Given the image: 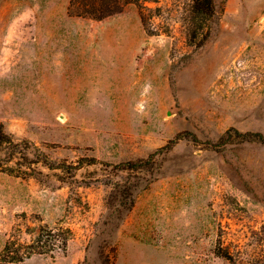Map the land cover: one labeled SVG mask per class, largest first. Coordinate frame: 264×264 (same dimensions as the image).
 <instances>
[{
  "label": "rangeland",
  "instance_id": "rangeland-1",
  "mask_svg": "<svg viewBox=\"0 0 264 264\" xmlns=\"http://www.w3.org/2000/svg\"><path fill=\"white\" fill-rule=\"evenodd\" d=\"M70 1L0 0V123L47 159L0 170V264H264V0H214L202 41L188 0Z\"/></svg>",
  "mask_w": 264,
  "mask_h": 264
},
{
  "label": "trees",
  "instance_id": "trees-1",
  "mask_svg": "<svg viewBox=\"0 0 264 264\" xmlns=\"http://www.w3.org/2000/svg\"><path fill=\"white\" fill-rule=\"evenodd\" d=\"M158 1V0H71L69 4V13L71 15L82 16V17H91L95 19H103L107 16L114 15L116 13L122 12L124 9L129 6L135 5L141 12V20L145 22L144 15L142 11L149 9L148 3ZM188 7L190 16L193 19L200 21V24H191L187 26L188 36L195 40H203V35L205 30H207L206 25L203 24L204 20H208L215 14V2L214 0H188ZM39 148L37 145L33 144L27 139H16L14 136L6 132L2 123H0V170L15 173L18 176L22 177H32L36 176V165L38 163L44 162L47 164L46 157H41L44 155L40 151V154L37 153ZM18 159L17 161H15ZM16 164L15 167L13 164ZM53 239L54 247H58L60 241L57 238V233H50ZM44 234L42 231H37L31 237V243L26 244L29 249L31 248L32 253L35 252L36 248L42 250L43 246L46 244L43 241ZM64 239V244L66 245L69 240V234L62 237ZM50 239H48L49 241ZM19 239H13L12 241L7 242L5 251L8 253H14L18 251V246L23 247L24 243H20ZM33 249V250H32ZM220 255L229 259L233 264H235L233 254L228 251H219ZM12 258L17 259L18 256H12ZM8 262L10 259H7ZM10 261L13 262V259ZM16 261V260H15ZM14 261V262H15Z\"/></svg>",
  "mask_w": 264,
  "mask_h": 264
}]
</instances>
